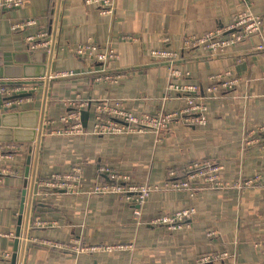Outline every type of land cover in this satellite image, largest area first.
<instances>
[{
	"label": "crops",
	"instance_id": "1",
	"mask_svg": "<svg viewBox=\"0 0 264 264\" xmlns=\"http://www.w3.org/2000/svg\"><path fill=\"white\" fill-rule=\"evenodd\" d=\"M57 0H24L22 6L3 14L0 21V76L42 73L46 51L31 50L26 37L39 30L54 28L50 11ZM85 0H61L55 26L51 73L72 70L70 77H52L40 82L32 99L17 110H38L43 120H55L67 107V99L80 94L92 101L120 100L137 115L173 111L184 104L177 91H169L164 61L151 51L178 50L181 39L199 35L232 21L239 12L261 19L260 32L222 55L208 56L193 49L181 51L178 68L187 75L179 83L198 85V97L210 114L203 126L174 122L166 131L101 137L93 134L59 135L56 127L44 124L34 162L35 143L9 142L15 152L7 162L14 171L0 180V229H18V211L35 177L83 167L79 193L66 191L31 195L30 216L56 221L55 227L34 228L38 238L66 242L80 240L90 245L131 244V250L97 251L75 254L32 242L18 243L16 263L23 248L21 264H193L203 254L228 251L239 263L264 264V254L255 246L264 243V143H246V133L264 123V0H252L247 9L241 0H117L115 12L103 15ZM34 18L33 25L11 29V24ZM134 35L135 41L123 38ZM92 37L101 47L117 52L109 69H131L116 83L95 80L97 63L80 60L73 52L77 43ZM263 46L254 51V45ZM47 66V64H46ZM228 72L237 77L235 89L207 94L209 76ZM5 78V77H4ZM12 79V78H11ZM0 110H4L0 100ZM87 124L91 125L92 113ZM3 144V143H2ZM208 157L225 165L221 176L229 181L259 177V182L241 191L215 190L198 185L196 193L158 189L142 206L141 223L132 218V206L111 194H89L95 180H108L99 172L108 167L128 175L134 182L162 186L169 167L194 158ZM29 174L25 177L28 159ZM0 163L3 162L0 160ZM193 206L194 217L177 231L150 223L155 216ZM23 222L20 231L23 230ZM14 237L0 236V264H11ZM8 252L9 257L4 253Z\"/></svg>",
	"mask_w": 264,
	"mask_h": 264
},
{
	"label": "built area",
	"instance_id": "2",
	"mask_svg": "<svg viewBox=\"0 0 264 264\" xmlns=\"http://www.w3.org/2000/svg\"><path fill=\"white\" fill-rule=\"evenodd\" d=\"M243 5L251 8L252 0H241ZM86 5L93 6L103 15H112L115 12L117 0H85ZM23 0H0V21L3 14L22 6ZM56 7V4H55ZM53 9L50 13L54 16ZM53 19L51 23L53 24ZM34 18H24L11 24V29H22L33 25ZM261 19L249 12H239L229 23L206 31L199 35H188L181 39L178 50L159 49L151 51V56L157 61H164L169 76L167 89L177 91L184 99V104L179 109L173 111H157L152 114L143 113L137 115L124 108L121 101L104 100L92 101L90 98H83L76 94L73 98L67 99V107L63 114L55 120H43L44 124L55 123L54 130L49 132L59 135H82L93 134L101 137L110 135H128L152 131L159 133L169 129L174 122H182L186 125L203 126L206 124L210 111L207 105L198 97L199 87L194 83H179L178 79L184 78L187 73L178 68L177 62L180 60L181 51L193 49L199 54L214 56L222 55L229 47L239 45L249 37L260 32ZM123 38L129 41L137 40L134 35H125ZM27 45L31 50H44L49 52L52 44V27L49 30H39L35 34L26 37ZM262 45H254L252 50L262 49ZM54 51V46H53ZM74 55L80 59L100 65L99 70H95V80L116 83L126 78L131 69L114 70L109 69V64L117 59V52L110 47H101L92 37L77 43L73 47ZM75 73L72 70H58L48 76V82L52 77H70ZM264 76V73H263ZM47 78H4L0 76V100L4 110L14 111L21 107L22 103L32 99V94L40 88V82ZM209 84L205 91L207 94L230 91L236 88L239 83L237 77L231 76L228 72L218 73L209 76ZM91 109L92 121L90 127L82 124V110ZM43 131V130H42ZM254 140L264 143V123L259 124L254 129L246 133V143ZM14 149L9 144H0V180L7 175H12L13 170L7 162L15 158ZM225 165L208 157L191 159L182 164L169 167L166 171V179L162 186L147 182H134L128 175L117 173L108 167H100L99 172L107 175L108 180H95L91 187L86 190L89 194H111L129 202L132 206V218L141 223L142 206L150 193L158 189L173 191H187L192 197L196 193V186L203 185L215 190L236 189L241 191L245 187L254 186L259 182V177L252 176L241 180L229 181L221 176ZM83 181V167L79 163H74L66 171H58L48 176L35 177L33 182L32 196L41 195L48 192L66 191L69 193H79ZM195 215V208L188 206L175 210L171 213H163L155 216L150 223L157 224L168 231H177L184 227ZM56 221L50 218H43L34 214L28 219V227L25 232L24 241L39 245H45L62 251H70L75 254L89 253L97 251L131 250V244L90 245L80 240L71 239L66 242L50 241L38 238L32 234L34 228L55 227ZM0 236L14 237L13 232H3L0 229ZM264 254V243L255 244ZM9 257V253H4ZM193 264H250L239 263L232 255L221 250L213 253L198 256Z\"/></svg>",
	"mask_w": 264,
	"mask_h": 264
},
{
	"label": "water",
	"instance_id": "3",
	"mask_svg": "<svg viewBox=\"0 0 264 264\" xmlns=\"http://www.w3.org/2000/svg\"><path fill=\"white\" fill-rule=\"evenodd\" d=\"M24 1V0H23ZM61 0L56 1V7L54 11V28L56 26L57 17L59 14ZM51 12V11H50ZM52 29V44L49 49V52H46L47 61L44 66V70L42 73H38L36 75H31L34 77H27L28 75H5V78H37V77H45L46 85L45 89L47 91L48 88V76L51 71V61L53 56V46H54V39H55V29ZM260 45V43H257ZM89 112L88 110H82V124L84 127L87 126ZM42 115L39 116V111L30 109V110H14V111H2L0 110V144L2 143H9V142H29L35 143V155H34V162L37 163V152L39 149V143L42 136ZM29 163L30 158L27 162L26 173L25 177L29 174ZM35 174L32 173V179L30 181V191L28 193V198L26 200V192L23 191V197L21 199L20 208L18 211V229L15 232V239L13 244L12 250V257H11V264L16 263L17 258V249L18 243L21 241L22 246L24 247L25 241L24 236L25 232L27 231L28 227V219L30 217V206H31V195L33 189V182H34ZM23 222V230L20 231L21 222ZM23 258V248H21L19 254V264L22 263Z\"/></svg>",
	"mask_w": 264,
	"mask_h": 264
}]
</instances>
